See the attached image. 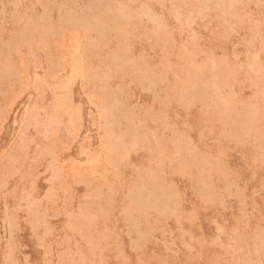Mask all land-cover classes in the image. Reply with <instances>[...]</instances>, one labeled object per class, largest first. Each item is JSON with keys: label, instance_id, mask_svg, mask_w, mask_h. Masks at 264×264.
Here are the masks:
<instances>
[{"label": "rangeland", "instance_id": "1", "mask_svg": "<svg viewBox=\"0 0 264 264\" xmlns=\"http://www.w3.org/2000/svg\"><path fill=\"white\" fill-rule=\"evenodd\" d=\"M0 264H264V0H0Z\"/></svg>", "mask_w": 264, "mask_h": 264}]
</instances>
